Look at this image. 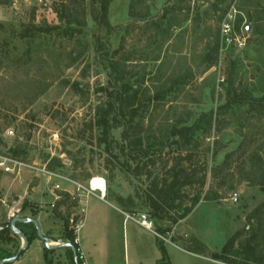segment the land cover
I'll return each instance as SVG.
<instances>
[{
  "label": "rangeland",
  "instance_id": "rangeland-1",
  "mask_svg": "<svg viewBox=\"0 0 264 264\" xmlns=\"http://www.w3.org/2000/svg\"><path fill=\"white\" fill-rule=\"evenodd\" d=\"M12 2L0 0V154L87 189L90 180L102 179L106 197L78 196L72 184L40 171H0V233L13 218H32L43 237L58 241L67 222L68 230L78 229L81 248L95 236L107 242L111 264H132L133 257L153 264L158 243L172 249L153 233L208 254L220 252L238 231L260 221L264 226V212L247 221L264 194L243 179L252 159L264 162V0H116L119 21L110 22L109 4L108 26L91 0ZM228 15L232 42L221 31ZM101 58L116 61L125 81L139 88L142 107L127 140L123 124L104 136L96 123L108 100L100 89L109 87L110 69ZM211 113L212 125L203 132ZM196 124L202 130L184 149L166 142L172 126ZM153 140L164 146L150 148ZM225 163L224 183L211 178L213 168ZM172 169L187 179L185 198L174 208L158 199L160 182L171 181ZM214 194L219 202L205 201L175 223L194 198ZM141 215L151 231L134 221ZM174 226L178 233L166 234ZM245 239L243 234L238 245ZM0 245L15 255L23 242ZM262 251L264 264V243ZM45 253L50 256L36 235L9 264H45ZM51 257L68 264L63 252ZM172 257L176 264H211Z\"/></svg>",
  "mask_w": 264,
  "mask_h": 264
},
{
  "label": "trees",
  "instance_id": "trees-1",
  "mask_svg": "<svg viewBox=\"0 0 264 264\" xmlns=\"http://www.w3.org/2000/svg\"><path fill=\"white\" fill-rule=\"evenodd\" d=\"M93 4H97L100 7V11L102 13V22L103 24L107 25V10L109 7V4L112 0H91ZM59 20H62V16H59ZM157 27V26H156ZM50 29H47L46 32H49ZM107 55V54H106ZM209 57L211 58V54H209ZM112 58V57H110ZM101 62H104V65L107 69H110L108 73L109 78V87L100 89V91H103L106 93L108 100L105 104V108L100 107L98 111L96 112L97 116V126L101 127L103 129V135L106 136L109 133V130L119 125L124 126V130L122 132V139L127 140V128L129 125H131L133 119L135 116H137L138 108L142 107V101H139L140 94H139V88H137L135 83H129L128 81H125V74L119 73L117 71L118 63L114 61L113 59L108 58H101ZM175 82V81H173ZM120 84V85H119ZM174 84H172L173 87ZM171 87V88H172ZM79 88V87H77ZM171 90V89H169ZM139 97V98H138ZM162 98L158 94L154 96L155 99ZM150 101V99H148ZM138 103V107L136 109H132L135 104ZM260 108H264L263 100H260L259 102ZM263 104V105H262ZM110 116H112V119H110ZM128 120H126V118ZM212 113L205 117V120H203L205 124V129L202 130V127L198 124L192 127L188 126H172L170 128L169 133L166 135L165 139L166 142L171 140V143L174 145H180L181 148H185V146H188L191 144V141H195L197 135L199 134L200 130L203 132L209 131L211 125H212ZM110 123H114L113 125H110ZM139 143V142H138ZM160 147L162 148L164 144L158 143L157 141L153 140V144H151L150 148L152 147ZM179 147V148H180ZM180 148V151L182 150ZM139 155L145 156V152L141 151L139 149L137 151ZM257 155H253V158H255ZM229 159V157H227ZM152 165L153 161L150 162ZM228 163L222 164L220 166H216L213 168L211 172V178L213 179H221V183H224V180L226 179V176H222V173L227 174L228 172ZM171 181L167 182L166 180H163L160 182V190H159V196L158 199L163 202L164 204L170 206V208H174V204L177 201H182L185 196L182 192V189L187 185V179H182L181 170L180 169H172L171 171ZM244 181H246L249 186H255L258 187L259 190L264 194V162L263 159L260 157H257L256 163L254 160H251V165L243 175ZM220 197H218L216 194L213 196H207L203 201H212V202H219ZM199 203V198H194L192 200V208L186 211L185 215L181 217L179 220L184 219L188 214L191 212V210ZM264 212V203L260 205L259 208L255 209L254 214H252L250 217H247V221L251 222L252 220H255V218H258L261 214ZM177 220V221H179ZM177 221L175 223H177ZM258 221V220H257ZM68 223L66 222L64 224V230L61 235V238L59 241H62L63 243H71L73 245V241L75 238V231L74 229L68 230ZM15 227L22 232L29 242L32 240V238L36 237V230H34L33 225L30 223H16ZM30 227L32 230H30ZM0 233V242L2 243H9L14 241L15 239L19 238L17 234H15L11 229L10 225L6 229H2ZM245 234L246 239L244 242L240 245H238L239 238ZM52 240V239H51ZM57 242V241H56ZM264 243V226L263 223L260 221L258 222L257 228L253 229L252 227H246L244 231L240 232L238 231L235 233L223 246L220 252H210L208 251L203 245H201L200 249L203 251L204 249L207 250L208 254H199L208 257L211 260L223 263V264H262L263 262V251L262 246ZM201 244V243H198ZM74 247V245H73ZM75 248V247H74ZM158 248L160 250L161 259L156 264H170L166 252L164 250V247L161 243H158ZM48 252H50V256H47V253L44 254V262L45 264H55L51 255H53L56 251L62 250L64 252V256L66 257V260L68 261V264H74V255L73 251L70 248H58V249H47ZM13 255H10L7 253L6 250L1 248L0 245V260L7 259L12 257ZM78 264H80L79 260L77 259ZM9 264V263H4Z\"/></svg>",
  "mask_w": 264,
  "mask_h": 264
},
{
  "label": "crops",
  "instance_id": "crops-1",
  "mask_svg": "<svg viewBox=\"0 0 264 264\" xmlns=\"http://www.w3.org/2000/svg\"><path fill=\"white\" fill-rule=\"evenodd\" d=\"M115 1L116 0H113L110 3V7H109L110 15L112 14L111 15L112 19H110V22H112V20L114 21V19L118 20V16L116 17L114 15L115 12L112 9V7L115 6ZM125 14H126V9H125ZM126 18H128V16H126L124 19H126ZM105 197H106V189H105V193L102 194V197L99 196L97 198L99 199V201H101V200H104ZM204 202L205 201L199 202L193 209H195L196 207H198L200 204H202ZM210 202H212V201H210ZM193 209L191 211H193ZM186 219H187V217L184 218L183 220L178 221L176 224H182L183 222L186 221ZM243 220H244V217H243ZM175 233H178L177 230L175 229V226L172 228V230L170 232H166V234H169L170 236L173 235V234H175ZM54 238H56V237H54ZM181 240L178 239L177 242L178 241H181ZM50 241H51V244H53V245L54 244H61V243H63L62 241H59V242L57 241L56 242L55 240H51V239H50ZM90 241L91 242H88L87 244L84 242L83 243V248H81V246L79 245V247L81 248V250H82V252H83V254H84V256H85V258H86V260L88 262V264H111L110 263V259L108 258V254H107L108 249H109L108 248L109 247V244L107 242H105V241L100 240V238H97L96 236H95V239L92 238V240L90 239ZM165 241L166 242H171L170 244H171L172 249H167L163 245L164 250L166 252L167 259H168V261H169L170 264H176L174 262V258L172 257V255L174 257H176V258L177 257L179 258V257H181V254L182 255L184 254V255L188 256L189 258H192V260L198 259V260H202L204 262H208V263L210 262L211 264H223V263H220V262L211 260V259H209L206 256L198 255V254H196L194 252L186 251L183 248H180L179 246H177V243L173 242V240H171V241L170 240L169 241L168 240H165ZM58 252H63V251L62 250H58ZM63 256H64V252H63ZM132 259H133L132 260L133 261L132 264H141V262L139 260H135L134 257ZM160 259H161V254H160L159 248L157 247V255H155L153 264H156Z\"/></svg>",
  "mask_w": 264,
  "mask_h": 264
},
{
  "label": "built area",
  "instance_id": "built-area-1",
  "mask_svg": "<svg viewBox=\"0 0 264 264\" xmlns=\"http://www.w3.org/2000/svg\"><path fill=\"white\" fill-rule=\"evenodd\" d=\"M14 2H12V7H15L16 4V0H13ZM100 1V0H98ZM35 2L39 5V6H42L43 4V0H35ZM227 20V22H226ZM226 20L224 21V23L222 24V35L223 37H225L226 41L227 42H232L233 40L231 39L230 37V34L231 33H234V26L232 25V22H233V19L231 16H227ZM31 169V170H34V171H40V172H43L44 174H46L47 176L49 177H58L60 178L61 180H64L65 182H68L70 184H72L74 187H75V192L78 193V196H82V195H86L89 196V195H92V196H95V193L98 192L100 193V197H102V193L99 191V190H94V189H91V183L93 182V179L90 180L89 182V187L88 189L69 180V179H66V178H63V177H59V176H56L54 174H50L48 172H46L44 169L43 170H40L38 168H35L33 166H30V165H27L23 162H20V161H17L13 158H10L8 156H4V155H1L0 154V171L3 172V173H12L13 172V169ZM99 180V179H98ZM57 189V187H56ZM238 200V197L236 194H232L231 197H230V201L232 203H236ZM140 227L144 228L145 230L147 231H151V228H152V223L151 222H148L147 221V217L145 215H141V219L140 220H134ZM70 224H72V221H70ZM72 227V226H71ZM75 231V238H74V241H73V245H74V250H75V254L77 256V259L79 260L80 264H88L81 248L79 247V242H78V239H77V236H76V233L78 231V229H74ZM155 234L159 239L161 240H166L164 239L163 237L157 235L156 233H153Z\"/></svg>",
  "mask_w": 264,
  "mask_h": 264
},
{
  "label": "water",
  "instance_id": "water-1",
  "mask_svg": "<svg viewBox=\"0 0 264 264\" xmlns=\"http://www.w3.org/2000/svg\"><path fill=\"white\" fill-rule=\"evenodd\" d=\"M247 31H250V27H247ZM16 223H30V224H32L33 227L36 230L37 237L44 243V245H45V247L47 249L70 248L73 251L74 264H78V262H77V256L75 254V250H74L73 245L71 243H61V244L52 245L50 239L42 236L41 231H40V229L38 227V223L34 219H32V218H13L11 220V222H10V229L15 234L18 235V237L22 240L23 245L17 250V252L15 253V255H13L12 257L7 258V259L0 260V264H4V263H14L18 259L19 255L23 251H25L28 248V246H29L26 236L15 227V224Z\"/></svg>",
  "mask_w": 264,
  "mask_h": 264
},
{
  "label": "bare ground",
  "instance_id": "bare-ground-1",
  "mask_svg": "<svg viewBox=\"0 0 264 264\" xmlns=\"http://www.w3.org/2000/svg\"><path fill=\"white\" fill-rule=\"evenodd\" d=\"M91 189L99 190L101 193H105V183L102 179L94 178L91 183Z\"/></svg>",
  "mask_w": 264,
  "mask_h": 264
}]
</instances>
